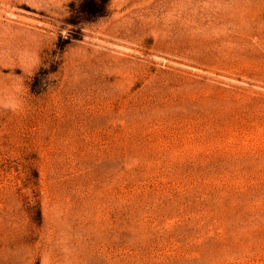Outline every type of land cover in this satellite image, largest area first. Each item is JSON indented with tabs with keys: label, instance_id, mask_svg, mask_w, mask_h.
Listing matches in <instances>:
<instances>
[{
	"label": "rangeland",
	"instance_id": "rangeland-1",
	"mask_svg": "<svg viewBox=\"0 0 264 264\" xmlns=\"http://www.w3.org/2000/svg\"><path fill=\"white\" fill-rule=\"evenodd\" d=\"M0 264H264V0H0Z\"/></svg>",
	"mask_w": 264,
	"mask_h": 264
}]
</instances>
